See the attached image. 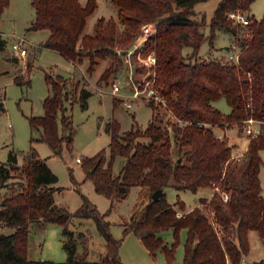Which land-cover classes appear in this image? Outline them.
I'll list each match as a JSON object with an SVG mask.
<instances>
[{
  "label": "trees",
  "instance_id": "1",
  "mask_svg": "<svg viewBox=\"0 0 264 264\" xmlns=\"http://www.w3.org/2000/svg\"><path fill=\"white\" fill-rule=\"evenodd\" d=\"M199 1L203 0H111L118 17L132 15L136 22L159 18L157 32L146 42L145 52L154 50L156 53L157 85L175 120L164 125L157 106L148 102L153 116L146 128L133 126L121 133L119 122L113 118L106 126L111 134L110 157L101 149L80 161L96 191L113 200L124 198L132 186L147 188L149 201L124 222V233H135L152 254L163 249L171 264L180 231L185 229L184 264H238L250 249L251 229L257 230L264 241V196L260 179L264 163L261 155L264 123L260 134L249 135V146L240 160L231 159L234 147L228 143L227 136L199 123L219 127L237 124L243 128V120L251 114L247 107L250 99L254 116L264 120V16L257 19L249 15L253 35L244 38L240 35V26L234 24L228 14L238 8L248 10L254 0H220L209 22L210 33L206 35L205 18L195 17L194 6ZM9 4L10 0H0V15ZM32 4L35 17L30 28L50 31L43 46L59 51L75 63L88 58L89 71L94 70L98 58L120 61L116 49L110 45L115 40L112 23H103L104 18H99L93 31L85 32L88 18L98 6L97 0L86 3L32 0ZM217 31L230 33L242 47L239 65L224 55L196 57L206 39L210 50L215 49ZM127 34L132 40L137 36L131 35L129 30ZM6 44L7 40L0 33V50ZM186 48L192 50L189 55L184 53ZM12 59L18 62V57ZM46 79L50 94L43 102L45 112L30 116L29 120L32 128L40 129L39 139L49 143L57 154L73 141V118L66 111L65 101L79 100L86 106L92 91L77 81L72 95L67 87L69 77L47 73ZM15 81L30 83L20 73ZM222 97L231 106L228 113L214 103ZM0 105L3 108L2 102ZM174 145L178 148L176 159L172 155ZM118 155L125 156L126 162L119 174L114 175L113 163ZM181 156L183 159L179 162ZM57 181L58 175L34 147L27 151L22 163L12 150L8 159L0 164V188L11 190L0 199V227L9 230L0 231V264H86L87 252L78 251L84 232L78 235L69 228L72 215L95 220L106 239L107 250L101 264H124L120 255L122 238L112 234L106 215L85 195L82 206L74 213L56 203L55 193L61 190ZM170 185L195 192L208 186L218 188L210 198L201 197L199 205L187 208L180 198L177 206L168 201L165 189ZM159 188L164 190L162 196L153 199L152 193ZM202 205H207L209 212ZM33 221L63 226L65 261L29 258L28 241ZM165 229L174 230L175 241L171 245L160 235ZM256 264H264V258Z\"/></svg>",
  "mask_w": 264,
  "mask_h": 264
},
{
  "label": "rangeland",
  "instance_id": "2",
  "mask_svg": "<svg viewBox=\"0 0 264 264\" xmlns=\"http://www.w3.org/2000/svg\"><path fill=\"white\" fill-rule=\"evenodd\" d=\"M80 1L87 2V0ZM219 2L220 0H203L194 6L197 13L195 17L205 18L206 35L210 33L209 22ZM97 5L94 13L88 18L85 32H92L99 18H104L103 23H112L115 40L110 45L116 49L120 61L111 57L98 58L93 71L88 69L90 65L88 58H85L83 62L75 63L59 51L41 45V42L44 43L48 38L50 31L30 28L35 17L32 0H10L9 6L1 14L0 31L7 40V44L3 50H0V104L3 103V108L0 105V164L8 159L12 150L18 154L19 163H22L27 151L31 147L36 148L40 156L47 159L50 168L58 175L56 185L61 186V190L55 193L56 203L74 213L82 206L83 195L87 196L111 222L112 234L116 238H122L120 255L124 264H168L163 249H158L155 254H152L135 233H124V222L149 201L150 194L147 188L141 185L132 186L124 198L113 200L96 191L93 180L86 177L82 162L77 159L93 156L101 149H105L106 156L110 157L111 134L106 126L111 119L114 118L119 122L120 131L123 133L133 126L146 128L153 116V108L145 100H138L132 108H127L122 102L121 95L112 92V84L117 81L125 87L131 82V76L142 85L154 79L155 68L144 65L137 52L132 55L131 63L125 61L124 57L127 50L133 49L137 37L144 34L145 25L151 23L156 34L159 18L136 22V17L132 15L118 17L117 8L111 0H97ZM242 10L260 19L264 16V0H254L248 10ZM128 30L131 35H137L134 40L128 37ZM20 37L25 38L24 46L28 48V54L23 58L12 49L13 42ZM235 42V38L230 33L217 31L215 49L210 50L209 40L206 39L196 57L225 56L229 47ZM191 51V48H186L184 53L188 52L187 55H189ZM15 56L18 57V62L12 59ZM110 68L114 70L109 72ZM19 73L24 79H29L30 83L16 82L15 76ZM47 73L69 77L67 87L72 95L77 81L92 91L86 106H83L79 100L65 101L66 111L73 118V141L70 147L64 145L61 152L57 154L53 152L49 143L39 139L40 129L32 128L29 120L30 116H40L45 112L43 102L50 94ZM214 103L226 113L231 110V106L224 97ZM157 111L161 112L164 125L174 122L175 117L169 106H157ZM61 114L62 111L60 116ZM216 131L221 133L219 128ZM32 137L35 139L32 140ZM227 140L230 145H233L234 153H245L250 142L249 136L237 124L232 126ZM172 155L175 159L178 157V148L175 145ZM261 155L264 161V149L261 150ZM125 162V156L118 155L115 158L114 175L119 174ZM260 179L264 196V163L261 167ZM216 189V186H208L195 192L170 185L166 187L165 193L172 204L177 206V200L180 198L188 208L199 205L201 197H209L211 191ZM10 192L9 187L0 188V199ZM202 207L209 212L207 205ZM69 228L78 235L84 232L82 242L78 243V251L82 254L87 252L86 264H101L106 255V239L99 232L95 220L92 217L72 215ZM0 231L8 232L9 230L0 227ZM160 235L167 245L175 241L173 229L162 230ZM186 237L187 232L182 229L178 237L175 259L171 264H184ZM64 238L61 224L31 222L28 241L29 258L65 261L67 253L64 249ZM249 243L248 253L238 264H256L264 258V241L257 230L249 231Z\"/></svg>",
  "mask_w": 264,
  "mask_h": 264
},
{
  "label": "built area",
  "instance_id": "3",
  "mask_svg": "<svg viewBox=\"0 0 264 264\" xmlns=\"http://www.w3.org/2000/svg\"><path fill=\"white\" fill-rule=\"evenodd\" d=\"M229 18L233 21L234 24L240 26V35L244 38H250L253 35V29L251 28L252 19L245 11L241 8L236 10H231L228 14ZM154 35V30L152 24L149 23L144 27V34L139 35L136 39V43L134 44L133 49H129L125 53L124 60L131 63L132 55L136 52L138 54L139 59L143 62L144 65L155 68L156 74V65H157V56L154 50L149 52H145V46L148 39ZM25 38L20 37L18 40H15L12 44V49L15 50L16 53L25 57L28 54V48L25 47ZM242 52V47L237 44V42L233 43L229 50L227 51L225 57L230 62L240 64V54ZM133 65V64H131ZM157 75V74H156ZM131 82L125 87H122L119 82L114 81L112 84V92L116 95H121L122 102L127 108H132L135 105V102L138 100H145L146 102H152L155 106H168L167 99L162 95L159 86L157 85L156 76L153 80H149L146 85H142V83H137L133 77L131 76ZM131 86V88H128ZM247 107L251 109V114L243 120V131L246 135L257 136L261 133V124L264 123L263 119L257 118L254 116V110L252 105V99L247 102ZM199 126H203L205 128H213L216 130L217 128L221 129V136H228L231 134L232 127H219L214 126L207 122H200ZM244 155V152H235L233 153L231 159L240 160ZM79 161L80 157L77 158ZM218 188V187H216ZM224 197L227 199L228 194L225 192ZM181 215V213H178Z\"/></svg>",
  "mask_w": 264,
  "mask_h": 264
},
{
  "label": "water",
  "instance_id": "4",
  "mask_svg": "<svg viewBox=\"0 0 264 264\" xmlns=\"http://www.w3.org/2000/svg\"><path fill=\"white\" fill-rule=\"evenodd\" d=\"M182 159H183V157L181 156V157L178 158V161L181 162ZM163 192H164L163 188H159V189L155 190L152 193V198L153 199H159L162 196Z\"/></svg>",
  "mask_w": 264,
  "mask_h": 264
},
{
  "label": "crops",
  "instance_id": "5",
  "mask_svg": "<svg viewBox=\"0 0 264 264\" xmlns=\"http://www.w3.org/2000/svg\"><path fill=\"white\" fill-rule=\"evenodd\" d=\"M1 16V15H0ZM0 33L2 34V32L0 31ZM42 44L41 45H43V42H41ZM218 134H219V132H217ZM246 149H247V147H246ZM213 193H214V190H212L211 191V193L209 194V197L208 198H210L212 195H213ZM188 208H192V207H188ZM142 241V240H141Z\"/></svg>",
  "mask_w": 264,
  "mask_h": 264
}]
</instances>
